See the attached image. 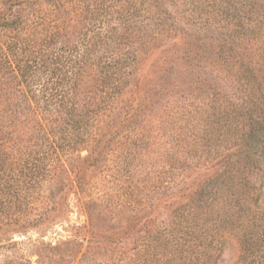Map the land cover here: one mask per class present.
<instances>
[{
	"label": "trees",
	"instance_id": "16d2710c",
	"mask_svg": "<svg viewBox=\"0 0 264 264\" xmlns=\"http://www.w3.org/2000/svg\"><path fill=\"white\" fill-rule=\"evenodd\" d=\"M192 1L0 0L1 215L8 204L21 214L24 194L55 166H68L83 191L87 172L118 152V179L146 189L124 228L131 234L142 224L126 264H218L228 236L239 244L236 264H264V85L252 81L254 67L240 105L218 104L212 137L197 134V116L191 130L186 123L176 138L168 132L164 144L177 152L154 147L165 135L154 121L164 90L189 88L206 61V48L190 42L191 24L176 16L179 2ZM251 13L261 19L264 9ZM152 149L158 155L148 161ZM51 186L66 195L62 179ZM85 207L98 230V205Z\"/></svg>",
	"mask_w": 264,
	"mask_h": 264
},
{
	"label": "rangeland",
	"instance_id": "374dc122",
	"mask_svg": "<svg viewBox=\"0 0 264 264\" xmlns=\"http://www.w3.org/2000/svg\"><path fill=\"white\" fill-rule=\"evenodd\" d=\"M189 5L178 3V23L191 24L190 42L200 53L206 48V61L203 68L196 66L189 88L175 85L164 90L165 107L154 119L165 128V135L154 139L159 152H177L173 145L164 144L168 132L176 138L180 127L187 123L184 130H191L198 117L197 134L202 136L206 130L208 138L212 137L210 127L218 104L228 103V108L240 105L243 82L251 66L259 74L252 81L264 85V16L259 19L251 13L263 10L264 0H193ZM131 87V83L126 87L124 101ZM155 130L154 125L150 138ZM235 143L217 145L216 149L224 151ZM79 153L85 154L86 149ZM153 155H158L154 149L148 161ZM121 161L120 153L115 152L105 166L88 171L83 191L78 190L68 166H62L63 171L55 166L41 175L40 183L21 199V214L17 215L18 208L13 204L4 208L5 216L0 214V264H126L134 252L132 243L142 233V224L139 222L131 234L124 228L128 216L140 212L146 189L145 183L144 188L140 182L135 187L128 179H118V171L125 174ZM58 179L67 184L65 196L52 189ZM262 183L260 202L264 203V179ZM90 199L98 205V213H92L98 230L90 227L91 209L85 207ZM109 239L114 243L107 242ZM113 246L124 251L114 254ZM239 255L238 241L228 236L221 243L218 264H236Z\"/></svg>",
	"mask_w": 264,
	"mask_h": 264
}]
</instances>
